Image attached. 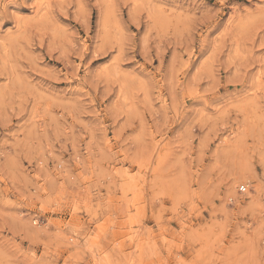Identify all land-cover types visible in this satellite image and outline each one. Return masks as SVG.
<instances>
[{
    "label": "rangeland",
    "instance_id": "1",
    "mask_svg": "<svg viewBox=\"0 0 264 264\" xmlns=\"http://www.w3.org/2000/svg\"><path fill=\"white\" fill-rule=\"evenodd\" d=\"M0 264H264V0H0Z\"/></svg>",
    "mask_w": 264,
    "mask_h": 264
}]
</instances>
